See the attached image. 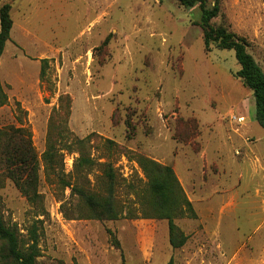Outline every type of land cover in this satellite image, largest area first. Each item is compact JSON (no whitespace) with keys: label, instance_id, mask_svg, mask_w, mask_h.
Returning <instances> with one entry per match:
<instances>
[{"label":"rangeland","instance_id":"rangeland-1","mask_svg":"<svg viewBox=\"0 0 264 264\" xmlns=\"http://www.w3.org/2000/svg\"><path fill=\"white\" fill-rule=\"evenodd\" d=\"M3 4L14 24L0 60V128L30 132L39 185L31 201L0 174V216L22 243L36 233L39 264H264V128L234 52L205 50L197 5ZM221 8L213 23L246 38L264 68V0ZM50 142L58 155L46 167ZM143 160L177 179L180 248L151 211ZM110 170L119 216L96 219L72 188L102 199Z\"/></svg>","mask_w":264,"mask_h":264},{"label":"trees","instance_id":"trees-1","mask_svg":"<svg viewBox=\"0 0 264 264\" xmlns=\"http://www.w3.org/2000/svg\"><path fill=\"white\" fill-rule=\"evenodd\" d=\"M185 8L199 7L201 11L198 25L203 32L205 50L210 52L213 48L233 51L240 65L236 77L242 79L244 85L250 89L255 98V119L264 128V68L249 52L250 44L244 37H240L230 30L226 23L215 24L213 21L221 16L222 0H176ZM12 6L3 4L0 7V60L7 42L10 40L13 28L11 16ZM0 84V92H1ZM2 93V92H1ZM2 95L3 101L6 96ZM58 149L50 142L43 158L46 167L55 160ZM149 175V196L151 197V211L161 219L169 221L170 244L177 249L182 247L187 237L177 232L174 224L175 218L182 215L180 208L183 197L181 189L173 170L149 160L142 161ZM80 167H89L93 161L80 158ZM38 157L33 148L31 134L24 128H0V174L9 178L18 190L29 200L38 198ZM110 182L107 195L100 199L96 195L82 188H72L81 202L96 219H117L119 216L115 201V176L109 171ZM189 210L190 208L189 205ZM1 255L9 264H39L40 256L38 237L32 233L29 242L22 243L18 232L7 226L0 216ZM169 264H172L171 262Z\"/></svg>","mask_w":264,"mask_h":264},{"label":"built area","instance_id":"built-area-1","mask_svg":"<svg viewBox=\"0 0 264 264\" xmlns=\"http://www.w3.org/2000/svg\"><path fill=\"white\" fill-rule=\"evenodd\" d=\"M232 119H234V120H237V117H236V116H234V117H232Z\"/></svg>","mask_w":264,"mask_h":264}]
</instances>
